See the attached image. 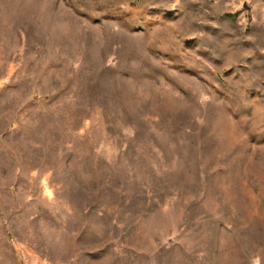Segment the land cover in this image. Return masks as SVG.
<instances>
[{"label": "rangeland", "instance_id": "obj_1", "mask_svg": "<svg viewBox=\"0 0 264 264\" xmlns=\"http://www.w3.org/2000/svg\"><path fill=\"white\" fill-rule=\"evenodd\" d=\"M0 264H264V0H0Z\"/></svg>", "mask_w": 264, "mask_h": 264}]
</instances>
